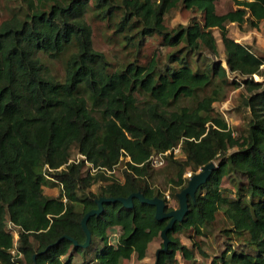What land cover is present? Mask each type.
I'll use <instances>...</instances> for the list:
<instances>
[{
	"label": "trees",
	"instance_id": "16d2710c",
	"mask_svg": "<svg viewBox=\"0 0 264 264\" xmlns=\"http://www.w3.org/2000/svg\"><path fill=\"white\" fill-rule=\"evenodd\" d=\"M215 1L21 0L0 20V264H81L73 261L74 252L85 254L96 239L101 249L92 258L95 264H123L132 254L143 258L169 221L158 220L153 205L137 198L131 206L103 202L102 211L87 219V247L79 245L86 238L81 219L101 196L139 191L165 200L149 184V157L170 150L166 158H173L178 144L184 158L172 160L178 165L173 184L181 188L187 166L219 160L194 197L188 196L187 212L168 230L169 244L159 251L157 263L174 264L176 253L192 259L193 248L175 233L188 228L199 233L221 210L230 222L225 231L250 251L226 246L210 264H264V56L235 41L226 27L230 22L257 27L264 19V0H232L235 8L223 13L216 11ZM178 4L197 10L201 18L168 29L164 16ZM88 12L106 19L128 43L156 34L174 49L162 65L152 57L112 70L106 55L93 47ZM214 28L227 68L213 60L208 69L195 70L186 53L201 48L216 53ZM48 58L61 59V77L51 71ZM228 72L241 81L229 82ZM241 84L250 120L246 135L238 137L213 103L226 86ZM199 92L203 95L194 105L173 107ZM72 146L95 171L84 168V159L70 160ZM123 157L128 159L122 180L103 175ZM231 171L246 179L234 196L221 188ZM53 182L61 188L57 196L43 190ZM95 182H101L98 192L89 190ZM7 221L18 227L17 259L10 253L13 234ZM113 228L116 243L109 242ZM65 234L78 245L59 239Z\"/></svg>",
	"mask_w": 264,
	"mask_h": 264
},
{
	"label": "rangeland",
	"instance_id": "374dc122",
	"mask_svg": "<svg viewBox=\"0 0 264 264\" xmlns=\"http://www.w3.org/2000/svg\"><path fill=\"white\" fill-rule=\"evenodd\" d=\"M21 0H0V20L10 15L11 9L16 7ZM216 11L223 13L227 10L235 8L232 0H216ZM193 18L200 19L201 15L197 10L187 9L183 5L178 4L171 8L164 16V23L168 29L174 28L179 24L186 25ZM87 21L92 27V41L93 47L99 51H102L110 62L111 69H120L127 62L133 61L138 64H144L148 62L152 57H155L159 64H163L168 57V54L174 49V47L167 45L159 35H148L142 38L140 43L135 40L134 43H128L123 37V34L116 33L111 25L108 24L106 19H100L88 12ZM228 35L235 41L241 42L247 45L258 55L264 56V21L261 22L258 27H250L245 23L238 25L236 23H227L226 25ZM213 35L216 39V53L208 50L207 48H201L198 52H187L186 59L189 65L198 71L208 69L210 63L213 60L220 61L223 66L225 63V52L221 41L220 32L217 28H214ZM180 45V44H179ZM46 62L51 68V71L61 77L63 75V68L61 59H46ZM175 65V63H172ZM227 68V67H226ZM256 80H263L262 77L257 74L253 75ZM227 78L229 82L241 81V77L234 73L228 72ZM210 88H207L204 93H208ZM246 91L243 84L239 86H226L224 88V95L220 100L213 103L214 110L219 113L227 122L228 126L233 131V134L238 137L246 135L248 130V124L250 120V111L245 103ZM203 92L195 97L181 98L173 107L187 105L192 106L200 99ZM236 148H230L229 152ZM165 155L162 164L153 165L149 170V184L155 190L160 191L165 196V202L167 208H177L178 199L176 193L182 188L173 184V180L177 178L178 165L172 160H183L184 154L179 149L173 153V158H166ZM79 157L78 150L75 146L70 149V159L76 160ZM127 160L123 157L120 162L114 167L112 173L104 172V176H110L113 174L115 178L123 179L122 170L124 168V162ZM219 157L214 160L217 164ZM89 166L84 165L87 169ZM202 170V167L191 168L187 166L183 178L185 179L184 186H186L188 179L194 173ZM246 179L240 172L231 171L226 175L221 182L222 191L234 196L237 194L243 186H245ZM101 182L92 183L89 190L92 192H98ZM45 194L50 196H57L61 190L58 183H51L43 187ZM230 226L229 220L224 216L221 210H219L215 219L210 224L202 226L201 231L197 233L194 228H188L175 233L180 239V242L189 248H193L192 259L184 258L180 253H176L174 257V264H210L212 257L219 254L226 246H232L234 249L250 251V247L243 243V240L227 230ZM109 242L116 243L118 231L113 228L108 230ZM100 243L98 239L90 245V248L86 250L85 254L74 252L73 261L81 264H95L93 259L96 257L98 251H100ZM98 244V245H97ZM162 238L160 235L155 236L148 244L146 254L143 258L138 259L134 254L129 259H124L123 264H155V253L158 248L161 247ZM199 247V249H198ZM158 264V263H157Z\"/></svg>",
	"mask_w": 264,
	"mask_h": 264
},
{
	"label": "water",
	"instance_id": "95a60500",
	"mask_svg": "<svg viewBox=\"0 0 264 264\" xmlns=\"http://www.w3.org/2000/svg\"><path fill=\"white\" fill-rule=\"evenodd\" d=\"M216 166L214 161H210L204 166H202V170L194 173L190 176L187 181L186 186H184L179 192L176 193V197L178 199V207L174 209L167 210L166 202L164 198L153 196L151 198L146 197L143 193L137 191L130 193L128 196L125 197H104L101 196L97 199V207L90 209L87 211L81 219V226L85 232L86 238L85 241L79 244L81 247H87L91 241V232L87 227V219L89 216L94 214H99L102 211V204L103 202L107 201H120L125 206H131L133 202V198L139 199L141 202L148 203L154 206L155 208V217L158 220L168 218L169 221L165 225V227L160 231V237L162 238V247L158 248L155 253V264H157V257L158 253L161 250H165L169 244V238L167 236L168 230L172 227V225L176 221H181L183 216L187 212L188 208V196L194 197L196 189L203 184L207 178L209 177L212 169ZM67 238L73 242L74 245H78L77 241L68 235H63L61 238ZM33 260L35 262V255H33ZM36 264V263H35Z\"/></svg>",
	"mask_w": 264,
	"mask_h": 264
},
{
	"label": "built area",
	"instance_id": "2783aa9c",
	"mask_svg": "<svg viewBox=\"0 0 264 264\" xmlns=\"http://www.w3.org/2000/svg\"><path fill=\"white\" fill-rule=\"evenodd\" d=\"M180 149V145L178 144L177 146L173 147L172 149V154L176 151H178ZM170 152V150H165V151H160V152H154L153 154L150 155L149 157V162L150 165H159L162 164V162L164 161L165 155L168 154ZM79 154L80 158H77L76 160L73 161H78L80 159H84L85 164H87L90 168V170L93 172L96 170V168L93 167V165L86 159V157L83 154ZM128 159V157H127ZM72 160V159H70ZM106 172L108 173H112L113 170H108L105 169ZM7 227L8 229H10L11 233L13 234V246L10 249V253L12 254V256L14 258H19L21 257V252L18 249V227L12 223L11 221H7Z\"/></svg>",
	"mask_w": 264,
	"mask_h": 264
},
{
	"label": "crops",
	"instance_id": "0c3cea01",
	"mask_svg": "<svg viewBox=\"0 0 264 264\" xmlns=\"http://www.w3.org/2000/svg\"><path fill=\"white\" fill-rule=\"evenodd\" d=\"M263 21H264V19H262V20L259 22V24H260L261 22H263ZM259 24H258V25H259ZM257 27H258V26H257ZM255 28H256V27H255ZM44 193H45V192H44ZM49 196H50V195H49Z\"/></svg>",
	"mask_w": 264,
	"mask_h": 264
}]
</instances>
